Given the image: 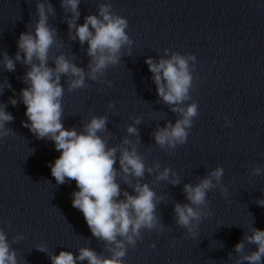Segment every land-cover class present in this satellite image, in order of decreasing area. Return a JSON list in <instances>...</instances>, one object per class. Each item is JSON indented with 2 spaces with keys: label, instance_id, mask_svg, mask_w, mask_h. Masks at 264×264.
Here are the masks:
<instances>
[{
  "label": "clouds",
  "instance_id": "1",
  "mask_svg": "<svg viewBox=\"0 0 264 264\" xmlns=\"http://www.w3.org/2000/svg\"><path fill=\"white\" fill-rule=\"evenodd\" d=\"M60 3L69 40H78L81 47L87 43L85 52L89 61L86 69L74 62V54L71 60L63 52L50 56L53 48L59 50L64 43L58 36V29L49 23V17L56 16L50 0H35L37 20L34 27L27 25L28 31L22 32L17 40L14 58L5 51L0 65L8 72L16 70V62L26 66L21 79L27 87L20 90L18 99L10 97L8 103L16 106L22 102L27 117V121L22 122L23 127L39 140L52 141L56 151L60 152V156L48 165L51 175L57 185L72 180L76 182L78 190L71 194L72 206L82 212L92 236L103 243V251L83 246L77 250V255L71 251H60L57 255L47 254L45 244H38L35 248L46 253L51 264H126L124 258L128 250L142 242L144 231L160 234L169 227L157 214L164 196L158 195L149 182H142L143 178L147 174L153 176V185L167 182L172 186L180 185L182 179L171 166L162 168L158 159L149 164L139 152L141 138L137 126L142 123V116H130L132 123L126 125L128 135L111 145L107 115L90 112V118L81 122L79 130L64 127V85L70 93L87 89L88 81L113 87L111 80L104 79L106 70L119 65L122 56H131L134 40L126 31L128 20L114 10L111 0H98V13L86 15L83 24L77 23L81 16V0H60ZM163 52L159 59L147 57L145 63L152 73L157 103L166 105L177 116L174 123L167 120L163 127L157 125L151 133L155 145L171 156L175 149L187 143L194 120L200 115L199 106L191 95L196 87L194 81H199L200 77L196 73L195 54H181L170 49ZM49 61L54 67L49 66ZM5 88L12 89L6 79L5 85L0 86V95ZM6 108L7 104L0 103V143L14 134L6 125L15 118ZM107 108L114 109L115 102L109 101ZM223 120L231 127L232 121L227 115ZM224 173L225 169L217 166L197 183L184 184L183 193L188 202H175L173 216L176 225L185 230L186 238L195 239L201 222L213 215L209 192L218 190L225 200L232 202L229 188L223 183ZM250 174L260 176L264 174V168L253 165ZM122 184L132 192L122 188ZM256 203L264 206V199H258ZM23 239L22 234H17L9 241L7 233L0 228V264H18V253L12 245ZM221 244L223 248V242ZM246 245H255L256 250H246ZM175 246L176 239L173 238L169 247ZM150 247L154 249L156 245ZM234 251L238 254L234 264H264V230L252 226L250 234L245 233L234 246Z\"/></svg>",
  "mask_w": 264,
  "mask_h": 264
}]
</instances>
